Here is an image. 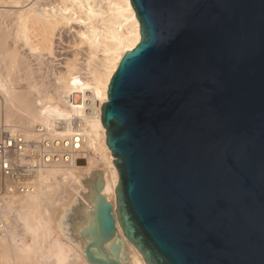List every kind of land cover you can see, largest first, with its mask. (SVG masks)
Listing matches in <instances>:
<instances>
[{
    "label": "water",
    "instance_id": "obj_1",
    "mask_svg": "<svg viewBox=\"0 0 264 264\" xmlns=\"http://www.w3.org/2000/svg\"><path fill=\"white\" fill-rule=\"evenodd\" d=\"M130 3L140 41L101 108L115 209L97 199L87 262L120 264L117 222L145 264H264V0Z\"/></svg>",
    "mask_w": 264,
    "mask_h": 264
},
{
    "label": "bare ground",
    "instance_id": "obj_2",
    "mask_svg": "<svg viewBox=\"0 0 264 264\" xmlns=\"http://www.w3.org/2000/svg\"><path fill=\"white\" fill-rule=\"evenodd\" d=\"M65 36L71 56L49 66ZM139 41L130 0H0V124L35 140V127L54 132L56 121L78 118L86 136L80 166H53L39 173L34 193L0 197V264H89L81 234L94 223L97 199L115 209L119 183L101 108L120 60ZM104 248L120 264H145L117 222Z\"/></svg>",
    "mask_w": 264,
    "mask_h": 264
},
{
    "label": "built area",
    "instance_id": "obj_3",
    "mask_svg": "<svg viewBox=\"0 0 264 264\" xmlns=\"http://www.w3.org/2000/svg\"><path fill=\"white\" fill-rule=\"evenodd\" d=\"M64 128H69L71 133L62 137L60 131ZM53 129L56 132L37 126L36 139L29 140L4 123L0 125V197L34 193L39 173L53 166H80L86 146L81 121L78 118H72L68 123L56 121Z\"/></svg>",
    "mask_w": 264,
    "mask_h": 264
},
{
    "label": "rangeland",
    "instance_id": "obj_4",
    "mask_svg": "<svg viewBox=\"0 0 264 264\" xmlns=\"http://www.w3.org/2000/svg\"><path fill=\"white\" fill-rule=\"evenodd\" d=\"M66 38L68 39L69 37L65 36L64 39H63L64 42L60 43V45L57 46V49H56L57 51H56V52L59 53L60 56H57V57H56V61L59 60V59H61V58L63 59V58H66V57H70L71 54H72V52H73V49H74V48H71V47L73 46V45H72V42H71L70 38H69L68 40H67ZM66 40H67V42H66ZM68 42H69V43H68ZM70 42H71V44H70ZM69 55H70V56H69ZM58 62L60 63V61H57V62L54 61L53 64H51V65H49L48 63H45V64H47V65H45V66L43 65V66H44V68H43L44 70H43V69H42V70L44 71V73H45V71H48V70L50 71V69L47 68L48 65H49V66H52V65H54V64H57ZM46 68H47L48 70H47ZM45 69H46V70H45ZM43 71H42V72H43ZM49 71H48V72H49ZM48 72H46V73H48ZM1 124H3V121L1 122ZM1 124H0V125H1ZM80 165H81V164H80ZM55 233H58V232L56 231Z\"/></svg>",
    "mask_w": 264,
    "mask_h": 264
},
{
    "label": "flooded vegetation",
    "instance_id": "obj_5",
    "mask_svg": "<svg viewBox=\"0 0 264 264\" xmlns=\"http://www.w3.org/2000/svg\"><path fill=\"white\" fill-rule=\"evenodd\" d=\"M88 208H91L90 206H88Z\"/></svg>",
    "mask_w": 264,
    "mask_h": 264
}]
</instances>
